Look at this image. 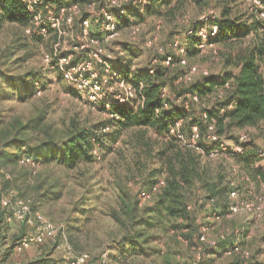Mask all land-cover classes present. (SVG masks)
<instances>
[{
	"label": "trees",
	"instance_id": "trees-1",
	"mask_svg": "<svg viewBox=\"0 0 264 264\" xmlns=\"http://www.w3.org/2000/svg\"><path fill=\"white\" fill-rule=\"evenodd\" d=\"M45 1L51 2L56 10L60 6L67 7L55 3L56 0ZM89 1L76 0L80 5ZM68 4L70 7L71 3ZM142 6L147 15H156L166 21L183 15L189 6L213 9L215 17L210 14L208 19H198L192 24L191 32L190 29L184 32L180 40V46L185 48L183 54L176 56L166 50L158 61L138 69L134 76L123 74L135 89V96L126 103L113 104L110 111L103 103H97L110 116L96 120L75 114L54 120L50 106L37 107L26 117L15 113L17 105L35 101L41 89L47 90L48 80L42 70L30 64L36 54L30 43L41 41L42 36L37 31L30 35L14 31L9 44L0 51V172L7 177L9 174L5 169L17 163L22 165L21 160L30 158L35 164L27 166L32 170L39 167L36 163L55 164L71 174L68 177L73 176L84 192L77 199L73 197L70 208L64 210L59 235H65L75 249L83 250L86 246L81 242L89 241L91 235L86 229L87 224L105 195L104 191L95 188L100 183L93 179V162L97 160L94 150L97 149L101 158L107 160L105 164L109 170V178L99 180L107 183L106 187L111 190L108 195L112 194L115 200L114 204H104L107 208L100 212L105 211L120 226V231L109 234L110 258L116 263H124L146 255L153 258L151 264H157L170 262L171 254L166 253L156 239L172 232H183L193 245L207 250L200 239L202 225L193 228L197 232V241H193L194 233H184V228L192 227L195 222L190 204L197 198V191L202 189L205 198L217 204L219 216L229 211V195L236 187L231 185L223 161L213 166L205 155L216 150L230 153L250 179L260 184L259 177L264 181V169L255 165L258 144L241 140L243 131L261 129L264 125V21L256 11L243 6L242 0H147ZM130 8L135 7L128 3L122 17ZM212 24H217L219 31L206 44H221L226 48L222 53L223 74L213 76L204 72L187 82L184 78L191 73L190 57L204 51L198 30ZM11 25L34 28L32 13L25 0H0V33ZM252 35L254 38H250ZM171 46L178 53L173 44ZM168 56L172 59L165 64L163 61ZM9 58H12L10 65L5 61ZM182 58L186 59L183 65ZM25 64L31 66L20 71ZM112 67L118 70L114 61ZM163 87L168 89L164 97L161 95ZM70 93L75 95L73 91ZM56 123L58 127H55ZM176 126V132H171ZM194 126L199 132L195 144L192 141ZM224 141L230 144L223 148ZM117 143L120 145L116 146ZM237 145L243 146L244 152L236 153L234 147ZM110 154L113 155L108 159ZM160 177L164 184L160 185L154 200L141 206L128 182L138 178L149 189ZM90 182H94L92 186ZM61 194V186L56 191L51 190V186L36 188L41 204L59 198ZM9 214L10 208L3 204L2 198L0 264L14 263L15 248L27 252L46 241L43 239L22 250L18 249L17 238L12 242L5 241V231L12 222L8 221ZM221 244L224 252L236 246L230 240H222ZM3 245L5 249H2ZM143 261L140 264H144ZM33 264L53 263L41 258ZM228 264L258 263L253 262L252 257L236 254Z\"/></svg>",
	"mask_w": 264,
	"mask_h": 264
},
{
	"label": "rangeland",
	"instance_id": "rangeland-1",
	"mask_svg": "<svg viewBox=\"0 0 264 264\" xmlns=\"http://www.w3.org/2000/svg\"><path fill=\"white\" fill-rule=\"evenodd\" d=\"M123 1L133 4L135 8H130L127 15L119 19L120 35L107 42L100 41L103 49L115 56V67L118 68L122 75L127 73L130 76H134L138 69L148 67L152 62L158 61L160 59L159 56L164 55L166 50L173 52L177 56L178 53L171 44L177 40L180 42L184 32L188 31L196 20L207 19L211 13L210 9L200 10L194 6H189L183 15L177 16L172 21H166L162 17L146 14V11L142 9V4L147 0ZM55 3L69 6L66 0H56ZM242 3L243 6L256 11L261 18L260 12L252 0H242ZM80 6L79 15H75L71 9L68 10L69 13L74 15L71 25L66 19H60L59 24L56 26L52 25L55 28L48 29L45 34L38 33L42 36L41 41H38L39 43H30L36 53L30 64L37 66L36 68L42 70L47 76L48 89H41L37 93L35 101L17 105L15 113L26 117L32 115V112L37 107L50 106L53 109L51 119L54 120H60L65 117L70 118L74 114L93 120L110 116L108 112L102 110L96 103H90L80 97L75 84L66 77L62 64L55 57V55L61 56L64 53L73 52L71 50L73 49L72 47L83 41L81 34L82 25L80 23L83 18L91 19L92 31L97 35V19L102 8L101 0H98L95 9H91L88 3ZM137 25L139 30L134 33L133 28ZM28 28L31 27L24 28L20 25H11L2 29L0 33V51L9 44L10 36L14 31H23L25 35H30L32 31H27ZM33 31H36L35 26ZM262 31L264 34V28ZM250 38H254L253 35ZM28 39L32 40L31 36H28ZM96 45L90 44L89 47L86 45V48H81L78 50L79 52H74L73 58L78 60L88 55L89 51ZM117 47L124 50L123 55L119 54L116 50ZM203 50L202 53L190 57L188 63L192 64V67L196 66L197 71L194 74L192 72L187 74L186 79L184 78L185 81L189 82L192 77L204 72L213 76H221L223 74L222 53L226 52V48L219 44L207 46ZM47 54L52 56L50 60L49 58L47 59ZM11 59L9 58L5 61L10 65ZM30 64L23 65L20 71L30 67ZM95 67L103 79H110L100 64ZM67 88L69 89L67 90ZM71 91L75 95L70 93ZM55 127H58V123L55 124ZM241 134L245 137L242 140L243 142L254 141L258 145L263 138L262 128H253L243 131ZM228 143H225V146ZM119 145L118 143L116 144V146ZM95 155L97 160L93 162V172H95L93 179L100 183L95 188L104 191L105 195L99 203L98 211H95L87 224L86 229L91 234L90 239L89 241L83 240L81 242L82 245L86 246V249H75L65 235H59L60 228L58 231L46 235L44 237L46 241L43 244L33 246L27 252H19L16 248L13 249L14 263L12 264H33L41 258L50 259V263L53 264H68L72 257L79 254L89 255L93 259H103L105 261L104 264H135V261L140 264L143 259L144 264L153 263V258L146 255L136 257L137 260L135 261L133 259L124 263H116L110 258L109 243L111 239H109V234L112 231H120V226L110 216L105 214V211L100 212L101 209L107 208H105L104 204H114L115 200L112 194L108 195L111 190L110 187H106L107 183L99 180L103 177L106 180L109 178L108 165L105 164L107 160L101 158L99 151ZM111 155L113 154L108 155V159L111 158ZM205 156L213 166L217 165L219 161H223L231 185L236 187L237 200L254 201L261 207V211L257 213L241 209L235 213L219 216L216 213L217 204L209 202L201 189L197 191V198L195 197L190 204V211L195 222H193L192 227L184 228V233H194L193 241H197V232L193 228L199 224L202 225V233H205L206 239L201 240V242H204L205 245H202V247H206L207 250L205 251L203 248L201 250V247L193 245L191 243L192 240L186 238L183 232H172L163 238L156 239L158 245L166 253L169 252L171 254L170 262L156 263L228 264L235 258L236 254H240L243 258L252 257L253 262L264 264V188L261 187L264 181H262L261 177H259L261 184L252 178L250 179L249 175L247 176V173L241 169L240 163L238 164L230 153L216 150ZM36 164L39 166L36 170H32L26 164H13L10 168L5 169L9 174L7 177L3 175L2 171L0 172V200L2 198H8L11 201L23 199L30 206V213L25 219L11 220L10 226L8 225L5 231V241L7 242H12L14 238H17L16 242L19 241L18 243L20 244L22 240L29 238L39 222V215L45 217L51 224L61 225L60 222H63V217L65 216L64 210L70 208L73 197L77 199L84 192V188H80L74 177H68L71 174L65 172L61 167L55 164ZM93 183L90 182L89 185L92 186ZM162 184H164V179L160 177L157 184L148 189L141 180L133 178L128 182V187L137 194L139 204L143 206L152 203ZM39 185H42L44 189L51 186L53 191H56L61 186L62 194L59 198H51L50 201L41 204L38 202V196H36V188ZM17 235L21 237L18 238ZM222 240L233 241L236 246L232 250L224 252L223 244H221ZM5 247L3 245L2 249H5Z\"/></svg>",
	"mask_w": 264,
	"mask_h": 264
},
{
	"label": "built area",
	"instance_id": "built-area-1",
	"mask_svg": "<svg viewBox=\"0 0 264 264\" xmlns=\"http://www.w3.org/2000/svg\"><path fill=\"white\" fill-rule=\"evenodd\" d=\"M27 3L28 10L32 13L33 24L36 31L40 34H45L48 29L55 28L59 24L60 19H66V21L71 25L74 20V15L69 13L68 10H73L75 15H79L81 11V6L76 0H66L71 3L70 7L60 6L54 8L51 2H46L45 0H25ZM257 10L260 12L261 18L264 20V0H252ZM98 0H90L88 5L91 9H95ZM126 3L123 0H101V13L97 19L98 31L97 35L92 31V21L89 18H83L82 25V37L83 41L79 42L73 46L71 49L73 52L64 53L61 56L55 57L58 59L59 63L62 64L64 72L67 78H69L76 86L79 95L82 99L90 103H103L107 111L112 109V105L115 103H126L132 97L135 96V89L133 88L130 81L123 78L122 73L119 70L112 67V62L115 56L103 49L100 45V41H109L120 35L119 29V19L126 12ZM210 14L215 17V10L210 9ZM208 19V18H207ZM139 30V26L133 28V32L136 33ZM27 31H33V28H28ZM192 29L189 30L191 32ZM219 27L217 24H212L210 26H203L198 30V36L201 39V47L204 49L207 47V40L210 37L217 35ZM97 44L92 48L88 55L81 57L78 60L73 58L74 52H79L81 48H86V45ZM173 46L177 49L178 54H183L185 48L180 46V42L177 40L173 43ZM98 47V48H97ZM96 48V49H95ZM120 55L124 54V50L117 47L116 49ZM47 59L52 57L47 54ZM172 57L168 56L163 62L169 64ZM182 64L186 63V59L182 58ZM100 64L106 74L109 75L110 79H103L102 75L97 71L96 65ZM264 73V65L262 66ZM197 71V67L193 66L191 72ZM168 94L167 87H163L161 90V95L164 97ZM111 116L118 117L117 114L111 113ZM180 122L177 123V126ZM176 127L171 129V132H176ZM193 144L196 143V139L199 137V132L197 126L193 127ZM263 138L260 144L256 147L258 159L256 161V166H261L264 169V125L262 126ZM214 140L217 139L216 136L212 137ZM244 135H241V140H244ZM224 141L222 147L225 146ZM230 144V143H228ZM227 144V145H228ZM236 153L244 152L245 148L243 146L237 145L234 147ZM97 154V150L94 151ZM21 163L26 165H34V161L30 158H25L21 160ZM248 178V177H247ZM249 179V178H248ZM264 188V182L261 184ZM232 202L229 206V213H235L241 209L248 211H255L260 213L261 207L254 201H240L237 200V190L233 189L229 195ZM3 204L10 208V214L8 216V221L11 220H23L30 213V206L23 199L10 200L8 198H3ZM12 210V211H11ZM39 222L35 226V230L32 235L22 240L19 244L18 249L22 250L30 247L32 244L38 243L44 239L46 235H50L61 228V225L51 224L45 217L39 215ZM201 240H205V233H202ZM104 260H96L91 258L86 254H79L69 261L68 264H104Z\"/></svg>",
	"mask_w": 264,
	"mask_h": 264
}]
</instances>
